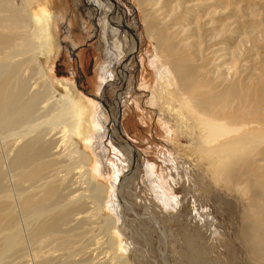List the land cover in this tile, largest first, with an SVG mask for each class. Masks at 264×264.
<instances>
[{
	"label": "rangeland",
	"instance_id": "rangeland-1",
	"mask_svg": "<svg viewBox=\"0 0 264 264\" xmlns=\"http://www.w3.org/2000/svg\"><path fill=\"white\" fill-rule=\"evenodd\" d=\"M49 1V7L41 1L37 3L40 13L48 8L57 15L56 33L50 38L54 42L50 51L53 49L54 52L52 59H45L44 64L52 69L51 78L60 94L70 93L72 98L83 104L98 102L106 110V133L103 131V137L95 138L87 152L95 159L94 167L99 169L96 182L107 187L111 193L110 202L115 206L118 202L119 206L118 211L115 207L116 210L96 212L93 210L96 207L90 204L92 221L75 229L81 235L69 250L61 249L55 240L49 242L47 239L48 242L43 240V243L23 238L22 246L17 249L22 251L23 255L19 253L21 258L24 256L25 260H22L31 261L36 253L41 252L52 253V256H58V260L63 255V260L68 262L71 253L75 255L73 259L77 264H255L246 256L236 236L239 225L235 220L238 215L236 199L226 200V191L220 192L224 187L216 185L205 163L189 146L191 129L182 118L184 110L175 101L173 108L180 116L176 118L151 100L157 83L152 62L159 56V62L165 64L168 54L160 52L157 40L149 37L146 22L151 15L159 24L158 28L164 27L165 21L168 25L173 24L172 27L181 33L179 37L176 35L174 42L184 39L192 44L196 48L192 51L197 53L198 64L208 61L210 64L205 63L212 70H229L232 49L235 52L239 46L241 59L237 64L242 66L241 71L249 67L256 70L257 79L250 78L252 71L247 70L242 75V80H254V92L257 82L264 85V0H157L158 4L154 6L144 5L139 0H111L124 11L120 18L126 19L129 27L113 24L120 30L117 37L104 35L103 26L98 21L100 17L93 10V5H87L88 0ZM16 3L20 5L19 1ZM154 12L161 14L160 18ZM107 17L104 15L103 19ZM48 35L45 33L46 40ZM114 41L119 45L118 52L113 47ZM132 43H135V50ZM31 46L32 52L9 60L20 62L22 58L33 55L35 58L48 57V49L36 48L32 41ZM240 49H243L242 53ZM245 56L248 59H244ZM125 76L128 79L121 84L120 80ZM66 82L71 83V89L75 87V95L70 89L69 93L65 90ZM204 89L208 88H201ZM117 101H120V106L114 105ZM233 103L217 105V110L227 113L231 108L240 115L244 105L251 114V120L264 114V97L255 101L256 104L250 101L245 104L240 99ZM112 116L114 119L117 117L116 122ZM168 127H173V132ZM10 134L3 130L0 132L2 162L12 146ZM79 161L74 159L72 164L79 166ZM64 168L60 169L59 177H68ZM5 170L4 182L15 199L17 191L13 175L16 172ZM154 177L163 181L170 206L163 201L161 190L155 187ZM66 183H61L64 185L61 192L68 197L70 191L65 186L69 181ZM114 184L117 188H113ZM146 211L150 217H145ZM107 216L117 219L115 234L104 226ZM154 220L164 226L166 235L161 234L162 230L157 229ZM24 231L27 232L26 227ZM163 237L167 240L166 247L161 242ZM119 244L125 247L123 252ZM12 260L21 261L16 257Z\"/></svg>",
	"mask_w": 264,
	"mask_h": 264
},
{
	"label": "bare ground",
	"instance_id": "bare-ground-1",
	"mask_svg": "<svg viewBox=\"0 0 264 264\" xmlns=\"http://www.w3.org/2000/svg\"><path fill=\"white\" fill-rule=\"evenodd\" d=\"M17 1L20 5H17ZM38 1L49 7L48 0H0V130L11 132L13 138L5 161L2 162L0 158V264H77L73 259L75 255L71 253L69 262L63 260V255L58 260V256H52V253L47 255L41 252L35 254L32 262H26L22 260L24 256L21 258L22 251L17 250L25 239L31 242L55 240L61 249L69 250L81 235L75 229L84 222L92 221L89 216L92 214L89 211L90 204L96 207L93 208L96 212L114 210L115 207L118 211L119 206L118 202L116 206L110 202L111 193L107 187L96 182L99 169L94 167L95 159L87 152L95 138L104 136L103 131H106L108 124L107 112L98 102L83 104L79 99L72 98L69 89L75 95V87L72 90L69 82H66L69 88L64 87L70 96L60 94L55 87L51 78L53 71L44 62L54 52L53 49L50 51L54 43L51 36L56 33L57 15L48 8L40 13L37 10ZM88 1L100 17L98 21L103 26L104 35L117 37L120 34L117 27L123 25L129 28L126 19L120 18L124 11L117 4L111 3V0ZM139 1L144 5L158 4L157 0ZM154 13L156 16L157 12ZM106 14L108 17L103 19ZM160 16L161 14L159 18ZM152 19L150 15L146 22L149 37L155 38L158 50L168 56L165 64L159 62V56L152 62L157 83L152 90L151 100L154 105L163 108L162 111L167 109L165 112L176 118L180 116L173 108V103L177 101L184 110L182 118L189 123L191 129H188L191 131L190 148L205 163L216 185L224 187L220 192L226 191V200L236 199L238 241L252 262L264 264V114L251 120V114L244 105L241 106L243 113L240 115L233 108H228L227 113L217 110V105L224 102L234 104L239 99L243 103L250 101L256 104L255 101H261L264 97V85L256 81L257 90L252 91L255 89L254 80L250 78L258 77L256 70L253 71L250 67L247 70L252 71V76L242 80V75L247 70L241 71L242 66L237 64L241 59L237 49L239 46L235 48V52L232 49V55L231 52L228 54L232 59L229 70H212L207 67L210 64L208 61H205L207 65L205 62L198 64L197 53L192 51L195 48L192 44L184 39L174 42L175 37H179L181 33L172 27L171 21V26L165 21L164 27L158 28L157 21ZM45 33L50 34L47 40ZM31 41L36 48L48 49V57L35 58L33 55L22 58L20 62L9 60L16 55L22 57L27 52H32ZM134 46L135 43H132L133 50ZM113 47L117 52L120 49L116 41ZM171 53L176 56H171ZM244 59L248 58L245 56ZM126 78L122 77L120 83L126 82ZM204 87L208 89L201 90ZM114 105L120 106V101ZM174 107L177 108L176 105ZM112 119L117 121V117L114 119L112 116ZM169 130L173 132V127ZM74 159L80 160L79 166L72 164ZM62 167H66V178L59 177ZM7 168L16 172L13 175L17 191L15 199L4 182ZM60 182H67L65 187L70 191L68 197L61 192L64 185ZM153 182L161 190L163 201L169 205L163 181L154 177ZM113 188H117V185L114 184ZM145 217H150L148 211L145 212ZM115 219L109 216L104 218L105 228L107 226L114 232L118 226ZM153 224H157L159 231L162 230V235L166 233L158 220H154ZM24 226L27 232L24 231ZM165 241L167 240L163 237L161 242L165 244L164 247ZM120 245L119 249L123 252L125 247ZM2 257L4 258L1 259ZM13 257L21 261L15 262Z\"/></svg>",
	"mask_w": 264,
	"mask_h": 264
},
{
	"label": "flooded vegetation",
	"instance_id": "flooded-vegetation-1",
	"mask_svg": "<svg viewBox=\"0 0 264 264\" xmlns=\"http://www.w3.org/2000/svg\"><path fill=\"white\" fill-rule=\"evenodd\" d=\"M89 2H87V5H88ZM90 6V5H89Z\"/></svg>",
	"mask_w": 264,
	"mask_h": 264
}]
</instances>
